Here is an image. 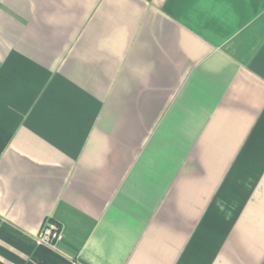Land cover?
<instances>
[{
  "label": "crops",
  "instance_id": "0c3cea01",
  "mask_svg": "<svg viewBox=\"0 0 264 264\" xmlns=\"http://www.w3.org/2000/svg\"><path fill=\"white\" fill-rule=\"evenodd\" d=\"M0 264H264V0H0Z\"/></svg>",
  "mask_w": 264,
  "mask_h": 264
},
{
  "label": "built area",
  "instance_id": "2783aa9c",
  "mask_svg": "<svg viewBox=\"0 0 264 264\" xmlns=\"http://www.w3.org/2000/svg\"><path fill=\"white\" fill-rule=\"evenodd\" d=\"M59 224L52 219H46L38 232V238L41 242L52 244L59 237Z\"/></svg>",
  "mask_w": 264,
  "mask_h": 264
}]
</instances>
